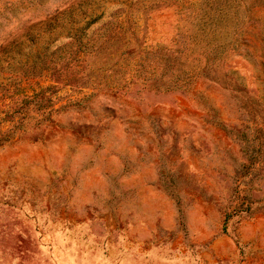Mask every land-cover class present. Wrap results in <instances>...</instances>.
I'll use <instances>...</instances> for the list:
<instances>
[{"label":"rangeland","instance_id":"1","mask_svg":"<svg viewBox=\"0 0 264 264\" xmlns=\"http://www.w3.org/2000/svg\"><path fill=\"white\" fill-rule=\"evenodd\" d=\"M0 264H264V0H0Z\"/></svg>","mask_w":264,"mask_h":264}]
</instances>
